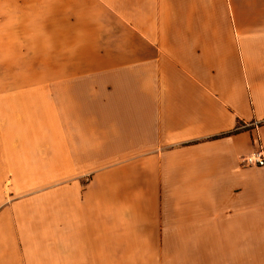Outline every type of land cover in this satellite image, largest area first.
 I'll return each instance as SVG.
<instances>
[{"label": "crops", "instance_id": "1", "mask_svg": "<svg viewBox=\"0 0 264 264\" xmlns=\"http://www.w3.org/2000/svg\"><path fill=\"white\" fill-rule=\"evenodd\" d=\"M12 58L55 62L54 264H264V0H0Z\"/></svg>", "mask_w": 264, "mask_h": 264}, {"label": "rangeland", "instance_id": "2", "mask_svg": "<svg viewBox=\"0 0 264 264\" xmlns=\"http://www.w3.org/2000/svg\"><path fill=\"white\" fill-rule=\"evenodd\" d=\"M71 62L84 61L62 67ZM54 66L50 59H0V264H54L55 176L45 154L52 149L35 146L37 135L29 134L31 115L52 114Z\"/></svg>", "mask_w": 264, "mask_h": 264}, {"label": "built area", "instance_id": "3", "mask_svg": "<svg viewBox=\"0 0 264 264\" xmlns=\"http://www.w3.org/2000/svg\"><path fill=\"white\" fill-rule=\"evenodd\" d=\"M242 162L244 165H257L264 166V155L259 147L256 151L244 156L242 158Z\"/></svg>", "mask_w": 264, "mask_h": 264}]
</instances>
